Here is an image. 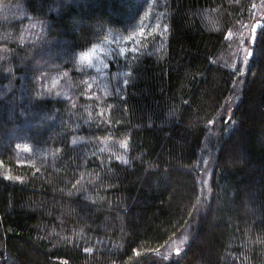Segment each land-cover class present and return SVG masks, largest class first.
<instances>
[{
	"label": "trees",
	"instance_id": "obj_1",
	"mask_svg": "<svg viewBox=\"0 0 264 264\" xmlns=\"http://www.w3.org/2000/svg\"><path fill=\"white\" fill-rule=\"evenodd\" d=\"M0 264H264V0H0Z\"/></svg>",
	"mask_w": 264,
	"mask_h": 264
},
{
	"label": "rangeland",
	"instance_id": "obj_2",
	"mask_svg": "<svg viewBox=\"0 0 264 264\" xmlns=\"http://www.w3.org/2000/svg\"><path fill=\"white\" fill-rule=\"evenodd\" d=\"M82 62L89 63V62L84 61V60H82ZM101 63H102V59H101L100 49H96V55L93 56L92 61L89 63V65L100 66ZM235 100H236V98L234 95L229 98V100L225 106V112L226 113L230 114L231 108H232ZM212 168H213L212 163L209 162L207 165V169L205 171V176L203 178V184H204L206 191H208V183L210 180V176L212 174ZM191 235L192 234H189V230L186 229L180 235H177L176 237L171 239L166 244V246L163 249H161V251L159 252V255L163 259H168V258L172 257L173 255H175L178 251H180L183 248V246L186 244V242L191 238Z\"/></svg>",
	"mask_w": 264,
	"mask_h": 264
},
{
	"label": "snow or ice",
	"instance_id": "obj_3",
	"mask_svg": "<svg viewBox=\"0 0 264 264\" xmlns=\"http://www.w3.org/2000/svg\"><path fill=\"white\" fill-rule=\"evenodd\" d=\"M259 27H261L260 24L257 25V28H259ZM143 34H146V33H145V30L143 28H141L137 32H134L131 35L125 36L124 39L126 41H131V40H133L135 38L137 40V42L139 43ZM253 38H255V37H253ZM102 51H103V49H101V52ZM121 51L124 52V51H126V49L122 48ZM95 55H96V49L93 48V49H91V50H89L87 52H82L80 58L82 60L87 61V62L90 63L92 61L93 56H95ZM24 147H25V149H27L29 146L25 145ZM5 178L10 179V180L13 179V177L11 175H7ZM15 179L17 181H21L22 177H15ZM86 251H88V250L86 249Z\"/></svg>",
	"mask_w": 264,
	"mask_h": 264
}]
</instances>
